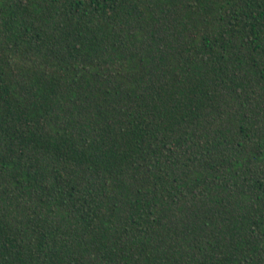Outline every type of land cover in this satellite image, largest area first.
Masks as SVG:
<instances>
[{
	"label": "trees",
	"instance_id": "1",
	"mask_svg": "<svg viewBox=\"0 0 264 264\" xmlns=\"http://www.w3.org/2000/svg\"><path fill=\"white\" fill-rule=\"evenodd\" d=\"M0 264H264V0H0Z\"/></svg>",
	"mask_w": 264,
	"mask_h": 264
}]
</instances>
